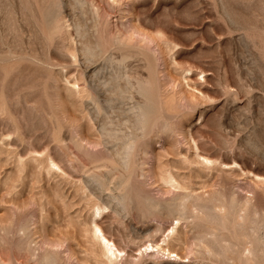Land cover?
I'll return each mask as SVG.
<instances>
[{
  "label": "rangeland",
  "instance_id": "1",
  "mask_svg": "<svg viewBox=\"0 0 264 264\" xmlns=\"http://www.w3.org/2000/svg\"><path fill=\"white\" fill-rule=\"evenodd\" d=\"M141 86L168 126L131 173L104 127ZM263 226L264 0H0V264H264Z\"/></svg>",
  "mask_w": 264,
  "mask_h": 264
},
{
  "label": "bare ground",
  "instance_id": "2",
  "mask_svg": "<svg viewBox=\"0 0 264 264\" xmlns=\"http://www.w3.org/2000/svg\"><path fill=\"white\" fill-rule=\"evenodd\" d=\"M45 3V2H44ZM43 3V4H44ZM48 3V2H47ZM56 3V2H55ZM54 5V4H53ZM43 6V5H42ZM48 6V5H47ZM45 7H46V5H45ZM52 7V6H51ZM62 8V7H61ZM47 10V9H46ZM60 12V11H59ZM47 13V12H46ZM52 14V13H51ZM54 14V13H53ZM45 15V14H44ZM47 15V14H46ZM50 15V14H49ZM55 15V14H54ZM53 15V18L55 17ZM56 16H57V14H56ZM50 18V17H49ZM59 18H57L56 20H58ZM55 20V19H54ZM54 22H56V21H54ZM52 23V22H51ZM58 24H60V22L58 21V23L56 24V25H58ZM54 25V24H53ZM55 26V25H54ZM54 26H51V27H54ZM60 26V25H59ZM58 26V27H59ZM57 27V26H56ZM56 27L54 28V29H56ZM53 29V28H52ZM53 29V30H54ZM61 29V28H60ZM61 32V31H60ZM54 33H58V32H55L54 31ZM62 33V32H61ZM59 37V36H58ZM165 72V71H164ZM154 79H156V78H154ZM91 81V80H90ZM148 82V81H147ZM146 82V83H147ZM153 82H157V81H153ZM139 83H141V82H139ZM79 84V83H78ZM76 82H75V84H73V85H78ZM143 84H144V82H143ZM157 84V83H156ZM150 85H151V83H150ZM153 85H155L154 83H153ZM75 86H73V87H75ZM79 86V85H78ZM142 87V89H144V91H143V94L146 96V98H147V102H144L145 104L144 105H139V106H137L136 108H137V112H138V118H139V122H140V126L139 127H135L134 129H132L131 130V132L130 133H125V135H123V136H121V135H118V134H115V135H113V134H110V132L108 131L109 129L108 128H105L104 127V131L106 130V133L111 137V138H113V139H116V141L117 142H115L116 144V146L117 147H119V149L116 151V152H113V151H110L111 149H112V147H110L111 149H108L110 152H108L109 153V155H110V157H112L114 160H117V159H119V162L121 163V165H122V167H124V168H127V170H128V168H130V167H132L133 166V171L131 172V173H134V164L137 162V159H138V156H139V154H140V151H141V148H142V146L143 147H149L150 146V139H152V136H154V134H159V132H166V125L168 124H166V119H164V118H160L159 116H154V114H153V112L154 111H152V108H151V102H152V99L150 98V97H154L155 98V100H156V96H153L154 94H153V92L152 91H149L148 89H149V87L148 88H144L143 86H141ZM151 87H152V85H151ZM156 88H157V86L155 87L154 86V89L156 90ZM139 90V89H138ZM154 91V90H153ZM81 92V91H80ZM84 92H86V91H84ZM151 94H150V93ZM155 92V91H154ZM94 94V93H93ZM153 94V95H152ZM156 95V94H155ZM162 95V94H161ZM93 97V96H92ZM83 98V97H82ZM89 98H90V96H89ZM99 98V97H98ZM144 98V97H143ZM91 99V98H90ZM92 99H94V101H96L97 102V104H98V106L99 107H101L100 106V102H99V100L97 99V97H95L94 96V98H92ZM91 99V100H92ZM145 99V98H144ZM151 99V100H150ZM162 99V98H161ZM141 100V99H140ZM153 101V102H156V101ZM165 100V99H164ZM145 101H146V99H145ZM93 102V101H92ZM158 102L160 103L161 101H159L158 100ZM166 102V101H165ZM157 103V102H156ZM156 103H155V105H156ZM179 103V102H178ZM101 104H102V102H101ZM153 104V103H152ZM170 104V103H169ZM154 105V106H155ZM173 105V104H172ZM104 106V105H103ZM163 106V105H162ZM165 106V105H164ZM134 107V106H133ZM132 107V108H133ZM156 107V106H155ZM104 108H105V106H104ZM112 108V107H111ZM162 108V107H161ZM165 108V107H164ZM158 109V108H157ZM101 112V111H100ZM103 112V111H102ZM135 112V111H134ZM161 112V111H160ZM166 113V112H165ZM137 114V113H136ZM163 114V113H162ZM160 115V114H159ZM164 116V115H163ZM168 117V116H167ZM171 117V116H170ZM165 118H166V115H165ZM136 119V118H135ZM104 121V120H103ZM129 121V120H128ZM132 123V122H131ZM103 124V123H102ZM106 124V123H105ZM71 125V124H70ZM73 125V124H72ZM168 126V125H167ZM128 127H130V126H128ZM101 131H102V129H101ZM113 132H115V131H113ZM115 133H117V132H115ZM154 133V134H153ZM156 134V135H157ZM105 136V135H104ZM84 138V137H83ZM104 138V137H103ZM102 138V139H103ZM107 138V137H106ZM86 139V138H85ZM143 139H147V140H143ZM189 139V138H188ZM197 140V139H196ZM89 141H91V140H89ZM102 141V140H101ZM108 143H109V141H107ZM113 143V142H112ZM188 143H189V141H188ZM101 144V143H100ZM106 144V143H105ZM110 144V143H109ZM108 145V144H107ZM114 145V144H113ZM114 145V146H115ZM164 147V146H163ZM146 148L145 149H143V151H141L142 153H144L146 156H148L149 155V152L146 150ZM196 148L197 149H199L198 148V144L196 143ZM106 153V152H105ZM108 153H106V154H108ZM152 154V153H151ZM152 156V155H151ZM199 157L200 158H202V161H203V163L204 164H206L207 166H209V165H212L215 161L214 160H212V159H210V158H208V157H206V156H203V155H199ZM155 158H157L156 156H155ZM111 159V158H110ZM112 160V159H111ZM157 160V159H156ZM111 162H115V161H111ZM157 162V161H156ZM199 162V161H198ZM116 163V162H115ZM118 163V162H117ZM151 164V163H150ZM53 165H57V164H55V162H54V164ZM113 165H115V164H113ZM148 165V164H147ZM228 165V164H227ZM234 165V164H233ZM102 166V165H101ZM144 166V165H143ZM149 166H151V165H149ZM58 168L60 167V166H57ZM106 167V166H105ZM115 167H116V165H115ZM114 167V170L113 171H115V169H118L119 168V171H120V166L117 168H115ZM138 167H140L139 166V164H138ZM229 167H234V166H232L231 164H230V166ZM107 168V167H106ZM110 168V167H109ZM153 167H151V169H147V170H149V171H146L147 173L149 172V176H150V173L152 174V169ZM215 168V167H214ZM228 168V167H227ZM60 169V168H59ZM111 169V168H110ZM109 169V170H110ZM156 169V168H155ZM62 170V169H61ZM132 170V169H131ZM130 170V171H131ZM64 171V170H63ZM118 171V172H119ZM145 171V170H144ZM155 171V170H154ZM109 172V171H108ZM126 172V171H125ZM129 172V171H128ZM127 172V173H128ZM156 172V171H155ZM102 173V172H101ZM113 173H115V172H113ZM104 174V173H103ZM103 174H102V176H103ZM108 174V173H107ZM122 174V173H121ZM154 174V173H153ZM158 174V173H157ZM98 175V174H97ZM113 175V174H112ZM115 175V174H114ZM123 175V174H122ZM131 175V174H130ZM168 175V174H167ZM99 176H100V178H101V174H99ZM124 176V175H123ZM127 176V175H126ZM125 177V176H124ZM132 177V176H131ZM130 177V178H131ZM100 178H98V176H97V179L100 181V183L101 184H104V181H107L108 182V180L107 179H109V178H107V176L105 177L106 178V180H104V179H100ZM111 178H112V176H111ZM130 178H129V180L128 181H130ZM150 178V177H149ZM164 181V183H168V182H173V180H175L172 176L170 177V178H166V176H162L161 177ZM160 178V179H161ZM161 179V180H162ZM98 181V182H99ZM122 181V180H121ZM120 182V181H119ZM126 182V181H125ZM176 182V181H175ZM174 182V183H175ZM121 183H123V182H121ZM156 183V182H155ZM174 183H173V185L172 186H176V185H174ZM105 184H107L106 182H105ZM119 184V183H118ZM124 184H126V183H124ZM128 184H129V182H128ZM100 185V184H99ZM116 185H117V183H116ZM105 185H103V187H104ZM124 186V185H123ZM122 186V187H123ZM100 187H102V186H100ZM119 187V186H118ZM127 187V186H126ZM125 187V188H126ZM177 187V186H176ZM247 187V186H246ZM245 189V188H244ZM175 191V190H174ZM255 191V190H254ZM144 192V191H143ZM146 192V191H145ZM254 193V192H253ZM188 194V193H187ZM186 194V195H187ZM186 196L185 194H181V193H178V196H177V198H173V199H171L170 201H172V203L171 202H169V205L171 204V205H173V206H175V209L176 208H179L180 207V205H181V202H180V200L181 199H184L185 200V197L184 196ZM122 197V196H121ZM232 198V197H231ZM189 199V198H188ZM215 198H213V200H214ZM225 199V198H224ZM245 200H247V199H245ZM153 201V200H152ZM151 200H149V202H151L150 203V207H153L154 209L155 208H158V206H159V203H156V202H152ZM219 201V200H218ZM224 201V200H223ZM232 201H234V200H232ZM183 202V201H182ZM190 202V201H189ZM222 202V201H221ZM252 202V201H251ZM225 203V202H224ZM235 203V202H234ZM237 203V202H236ZM183 204H185V203H183ZM170 205V207H172ZM187 205V204H186ZM254 205V204H253ZM97 206V205H96ZM148 206H149V204H148ZM242 206V205H241ZM243 206L245 207V208H243V209H245V210H248V208H249V205L247 204V202L245 203V204H243ZM242 206V207H243ZM209 207V206H208ZM231 207V206H230ZM105 208H107V207H105ZM105 208H103V207H100V206H97V208H96V214L97 215H99V216H102L101 214L103 213V211L105 210ZM153 208H150V209H153ZM204 208V207H203ZM225 208V207H224ZM223 208V209H224ZM174 209V208H173ZM240 209H241V207H240ZM179 210V209H178ZM257 210V209H256ZM254 211V210H253ZM259 212V211H258ZM219 213V212H218ZM95 214V213H94ZM95 214V215H96ZM97 215L95 216V218L97 219ZM223 215H225V214H223ZM242 216V215H241ZM262 216V215H261ZM263 217V216H262ZM237 220V219H236ZM252 220V219H251ZM178 224V223H177ZM254 225V224H253ZM242 226V225H241ZM255 226V225H254ZM254 226H253V228H254ZM240 227V226H239ZM246 227V226H245ZM263 228H264V226H263ZM25 229V228H24ZM176 228L175 227H173V230H172V232L174 233V230H175ZM240 229H241V227H240ZM247 229H249V228H247ZM251 229V228H250ZM94 234H95V236L99 239V241L101 242V244H102V246H103V248H104V252L106 253V255H107V258L109 259V261L111 262H113V261H116V259L118 258V256H119V254H121V253H123V250L122 249H120L119 247H118V245L112 240V239H110L107 235H106V233L104 232V230L102 229V227L100 226V224H98V222H96L95 221V224H94ZM243 234V233H242ZM255 234H257V233H255ZM254 234V235H255ZM170 235V234H169ZM260 235V234H259ZM262 238V237H261ZM166 240V239H165ZM251 242V241H250ZM163 243H165V242H163ZM146 248V247H145ZM147 248L149 249H151L152 251H156V250H161V249H163L164 247H161V244H150V245H147ZM247 248V247H246ZM165 249V248H164ZM147 250V249H146ZM248 250H250V252H253V249H251V248H248ZM151 251V252H152ZM168 253H169V255L170 256H175V257H178L179 259H181V257L179 256V254H177V253H175V252H172V251H170L169 249H168ZM51 254V253H50ZM55 254V253H54ZM49 255V254H48ZM48 257V256H47ZM46 257V258H47ZM45 258V257H44ZM45 258V260H46V262H51V259L50 258H47L46 259ZM119 259V258H118ZM181 260H183V259H181ZM184 261V260H183ZM114 263V262H113Z\"/></svg>",
  "mask_w": 264,
  "mask_h": 264
}]
</instances>
